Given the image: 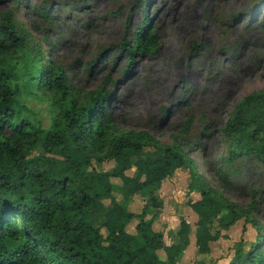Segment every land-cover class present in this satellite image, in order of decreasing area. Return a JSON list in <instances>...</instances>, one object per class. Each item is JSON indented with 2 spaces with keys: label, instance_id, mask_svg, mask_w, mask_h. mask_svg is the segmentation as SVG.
I'll return each mask as SVG.
<instances>
[{
  "label": "rangeland",
  "instance_id": "374dc122",
  "mask_svg": "<svg viewBox=\"0 0 264 264\" xmlns=\"http://www.w3.org/2000/svg\"><path fill=\"white\" fill-rule=\"evenodd\" d=\"M147 3L145 12L139 0H0V12L12 11L25 30L26 45L8 57L17 75L13 85L21 114L43 129L52 128L59 104L53 95L32 85L28 76L50 60L64 69L78 99L108 82V111L120 128L147 130L161 143L171 144L192 118L186 135L189 153L198 170L221 189L217 169L226 153L222 128L238 101L264 89V0ZM145 13L151 19L148 31L160 37L159 47L131 56L123 49L124 42L137 31ZM161 152L147 147L138 157ZM43 154L47 153L39 141L28 158ZM114 166L112 158L93 161L97 171ZM135 171L133 167L127 174ZM238 178L224 192L242 205L258 202L255 216L264 226V168L246 167L243 178ZM112 181L114 199L141 214L149 197L139 193L125 198L119 189L121 180ZM190 183L188 168H178L156 192L163 207L144 216L154 219V229L164 235L166 245L175 242L182 218L190 223V245L177 264H228L241 240L245 250L259 240L257 229L241 218L221 231L223 237L211 243L210 253L200 254L195 244L198 216L187 202L201 195L190 191ZM110 203L109 198L102 201L105 207ZM142 219H132L127 231L135 234ZM103 220L100 215L92 222L101 226ZM213 226L218 230L216 222ZM158 254L166 260L163 250Z\"/></svg>",
  "mask_w": 264,
  "mask_h": 264
},
{
  "label": "trees",
  "instance_id": "16d2710c",
  "mask_svg": "<svg viewBox=\"0 0 264 264\" xmlns=\"http://www.w3.org/2000/svg\"><path fill=\"white\" fill-rule=\"evenodd\" d=\"M139 1L147 12L148 0ZM150 23L145 13L124 42L131 56L159 47V35L148 31ZM25 45V30L13 12H0V264H177L190 245V223L182 218L175 242L166 245L164 235L154 229V219L144 216L163 207L156 192L183 166L191 176L190 191L201 195L187 202L198 216L197 251L210 253L211 243L223 237L221 231L245 218L257 229L259 240L248 250L242 249L241 240L228 264H264V226L255 216L258 202L242 205L224 192L243 178L246 167L264 168V89L238 101L222 128L226 153L217 169L222 184L218 189L198 170L187 148L192 118L171 144L147 130L120 128L108 111V82L78 99L64 69L50 60L28 76L32 85L56 98L60 111L55 122L43 129L22 116L13 85L17 75L8 57ZM195 46L199 50L200 45ZM39 141L47 154L28 158ZM147 147L162 152L138 157ZM106 158L114 159V168L97 171L93 161ZM133 167L135 174L128 175ZM113 178L121 180L125 198L139 193L149 197L141 214L114 199ZM105 198L111 199L108 207L102 204ZM100 215L103 224L95 226L92 219ZM136 217L143 219L133 234L127 226Z\"/></svg>",
  "mask_w": 264,
  "mask_h": 264
}]
</instances>
